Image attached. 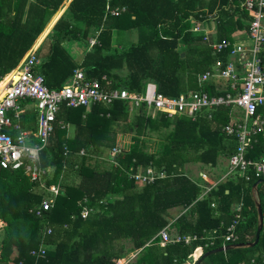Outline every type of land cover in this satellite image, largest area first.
I'll return each mask as SVG.
<instances>
[{"label":"trees","instance_id":"16d2710c","mask_svg":"<svg viewBox=\"0 0 264 264\" xmlns=\"http://www.w3.org/2000/svg\"><path fill=\"white\" fill-rule=\"evenodd\" d=\"M66 1L0 0V81L18 66ZM238 1L112 0L111 7H125L126 11L104 19L106 0H71L67 14L77 25L85 26L83 33L78 32L86 40L90 30L98 31L97 44L82 64L89 80L102 85L105 77L110 89L137 93L151 82L168 97L201 90L221 95L219 88H228L230 82L213 80L199 86L197 78L218 60L227 63L228 52L214 53L190 29L214 14L212 41L224 42L238 32L245 33L250 18ZM75 26L60 19L46 57L36 54V71L51 90H59L80 68L61 45L66 39H77ZM133 29L142 32L140 42L124 46L117 40L113 44L115 32L119 35ZM229 113V108L221 107L204 111L195 121L185 117L171 121L152 118L124 101L89 111L61 107L39 161L46 186L59 184L61 188L53 207L42 217L35 216L33 209L50 194L22 169L0 170V221L5 224L0 230V264H76L86 244L88 251L95 249L84 258L89 264H118L136 250H146L144 257L155 264L158 234L168 224V211L177 207L184 211L170 229L180 235H196L197 240L166 245L161 253L165 264H182L197 250L203 255L230 245L225 235L235 220V244L253 242L257 213L251 186L260 179L251 176L246 181L236 173L200 198L205 182L184 173L187 164L211 173L223 168L219 159L228 161L235 153V137L223 132L230 122ZM256 117L264 121V106L257 109ZM66 125L74 127L72 138L67 136ZM152 134L160 138L151 142ZM117 143L120 152L113 159L115 166L105 155ZM248 157L264 158V130L254 136ZM148 166L170 177L141 187L129 179L130 169ZM258 192L263 213L258 244L214 254L201 264H264V184L258 186ZM239 203L243 206L236 219ZM83 206L94 209L86 219L80 215ZM48 229L50 233H46ZM40 244L45 246L44 257L32 255Z\"/></svg>","mask_w":264,"mask_h":264},{"label":"built area","instance_id":"2783aa9c","mask_svg":"<svg viewBox=\"0 0 264 264\" xmlns=\"http://www.w3.org/2000/svg\"><path fill=\"white\" fill-rule=\"evenodd\" d=\"M111 1L106 0L104 19L109 16L118 17L126 11L125 7H111ZM238 3L239 8L250 18L245 33L238 32L232 40L224 42L212 41L214 14L207 15L208 21L195 23L190 29L193 34L201 35L202 42L214 53L228 52L227 63L218 60L210 70L197 78L199 86L207 85L213 80L230 82L228 88H219L223 92L221 95H210L201 90L193 94L168 97L160 94L155 84L151 82L139 93L123 88L110 89V82L105 77L102 78L104 81L102 85L98 81H91L83 68L75 69L59 90H51L45 85L44 77L36 71L39 62L33 47L10 72V78L4 76V79H1L0 170L22 169L32 182H38L40 187L50 194V197L44 198L41 204L33 209L35 216L42 217L44 212L50 210L54 198L61 191L59 184L46 186L45 171L39 166L40 152L48 143L53 122L61 107L90 109L94 106L109 107L117 101H124L129 102L131 109L141 108L143 113L152 118L162 116L171 121L182 117L195 121L204 111L229 108L230 122L223 127V132L235 137L236 151L228 159L227 171L217 180H210L204 173L199 175L205 182L204 192L200 198L236 173L246 181L250 180L251 176L264 180V158L248 157L249 151L253 148L254 136L264 130V121L256 117L257 109L264 106V0H239ZM95 44L97 38L89 41L90 47ZM23 101L34 104L36 114L34 139L30 138L29 133L19 123L24 112L21 108ZM119 152L117 147L111 148L108 152V161L115 166L117 164L113 159ZM80 155H85L84 151H81ZM127 175L129 179L142 186L170 177L152 166L137 168L135 171L130 169ZM242 206V203L236 206V219L240 218ZM92 212L93 208L83 206L81 218L86 219ZM236 223L235 220L228 227L225 242L235 244ZM46 233H50V229L46 230ZM158 239L163 246L180 243L188 245L196 241L197 236L180 235L167 227L158 234ZM44 247V244H40L38 251L32 252V255L44 257Z\"/></svg>","mask_w":264,"mask_h":264},{"label":"crops","instance_id":"0c3cea01","mask_svg":"<svg viewBox=\"0 0 264 264\" xmlns=\"http://www.w3.org/2000/svg\"><path fill=\"white\" fill-rule=\"evenodd\" d=\"M71 0H67L65 3H63L62 7L60 8V10L52 17V19L50 20V22L48 23V25L45 27V29L43 30V32L39 35V37L37 38L35 44L33 45V48L35 49L36 51V54L38 52V54L40 56H42V58H45L46 57V54L48 53V50H49V46H50V43L52 42V39L54 37V26L55 24L60 20H64L66 22H70L72 23V25L75 26L76 22L70 17L69 14H67V8H68V5H69V2ZM80 24L77 25L74 27L76 30V32H78V30H82V33L83 31L85 30V26L82 25L81 22H79ZM76 36H77V39H66L64 40L61 45L62 47L64 48V50L66 51V53L71 57V59L79 66L80 65V68H83L82 67V64L84 63L85 61V57L87 54H90L91 51H92V47H90L89 45V41L91 39H95L97 38V32L98 31H95V30H90L88 32V40H86V38L82 37V34L80 32L76 33ZM136 35L135 41L136 43L140 42L141 38H143V34L142 32H140L139 30L137 29H133V30H128V31H124L122 32L121 34H117L116 32L113 34V44L115 45L116 44V41L117 40H123V38H125V40H128L130 38L133 39V36ZM136 43H131V44H136ZM131 44H128V45H125V46H130ZM39 61V59H38ZM84 69V68H83ZM10 74H7L5 77H7V79L10 78ZM4 79V77L2 78V80ZM1 80V81H2ZM4 83V81H3ZM2 87V85H0ZM21 108L24 110V112L21 114L20 116V125L22 126V128L29 133L30 135V138L34 139V135L36 133V123H35V119L32 120V117L34 116V104L30 101H23L21 102ZM90 109H87V111H89ZM67 127V136L69 138H72L75 134V130H74V127L72 125H66ZM35 129V130H34ZM34 130L35 132L33 133ZM34 141V140H33ZM114 148V147H112ZM111 149V148H110ZM109 149V150H110ZM109 150L107 151L106 155H105V158L106 160L108 161V152ZM219 163L221 162L223 164V168H220L218 170H210L212 172V174L210 173H204L206 174L207 176H209V179L210 180H217L218 178L221 177V175L225 172V170L227 169V166H228V161L227 160H222V159H219L218 161ZM187 165H192V164H187ZM203 173V172H200L199 175ZM198 175V176H199ZM192 180V179H191ZM194 181H196L195 178H193ZM192 180V182H194ZM61 182V181H59ZM63 183V178H62V182L60 184ZM69 183H72V182H69ZM183 209L180 208V207H177V208H173V209H170L168 211V216H167V221H168V224L165 228L169 227L183 214ZM93 213V212H92ZM5 224L0 221V230L2 228V226H4ZM164 228V229H165ZM75 241L77 242L78 239H75ZM126 244V242H124ZM155 247H157V257H158V260L157 262H155V264H160V261H161V264H165L163 263L162 261V258H161V253L162 251L164 250V248L166 246H163L161 245L159 242L156 243V245H154ZM145 252L146 250H136V251H133V252H130L128 253L127 255H125L122 259H120L118 262V264H153V260L151 259H147L146 256L144 257L145 255ZM80 259L78 261V263L76 264H89L88 261H84V258L89 256L90 254H93L95 253V249L92 248L90 251H88V244H86V246H82V248L80 249ZM16 255V252H13V255L12 256H15ZM200 251L197 250L195 252V255L192 256L191 258H189L185 263H182V264H194L196 262V260L200 257ZM85 262V263H84ZM204 262V261H203Z\"/></svg>","mask_w":264,"mask_h":264},{"label":"water","instance_id":"95a60500","mask_svg":"<svg viewBox=\"0 0 264 264\" xmlns=\"http://www.w3.org/2000/svg\"><path fill=\"white\" fill-rule=\"evenodd\" d=\"M260 184H264V180H257L252 186H251V196L254 203V207L257 213V225H256V232H255V238L253 242L250 243H242V244H230L225 247H221L209 252L204 253L201 255L194 264H201L205 259L208 257L218 254L221 252H227L234 249H251L254 248L260 239V235L263 229V213H262V205H261V199L258 192V186Z\"/></svg>","mask_w":264,"mask_h":264},{"label":"rangeland","instance_id":"374dc122","mask_svg":"<svg viewBox=\"0 0 264 264\" xmlns=\"http://www.w3.org/2000/svg\"><path fill=\"white\" fill-rule=\"evenodd\" d=\"M134 37H136V35H134L133 36V39L132 38H130V39H128V40H125V38H123V40L121 39L120 40V44H122V45H128V44H131V43H136L135 41H137V40H135V38ZM119 138V136H117V138L116 139H118ZM160 138V136H158V135H156V134H152V136H150V141L151 142H156L158 139ZM117 148H120V146H119V144L117 143L116 145H115ZM94 159H95V157H93L92 158V160H90L89 161V163L92 165V164H94ZM110 164V163H109ZM198 166H194V165H186L185 166V169H184V173L187 175V176H189V177H192V178H196L198 175H199V173L201 172V171H203V170H201V169H199V168H197ZM210 172V171H209ZM210 174H212V172L210 173ZM60 181L62 182V178L60 179ZM60 182V183H61ZM137 186H142V185H140V184H137ZM1 234H2V232H1ZM0 237H1V235H0Z\"/></svg>","mask_w":264,"mask_h":264}]
</instances>
